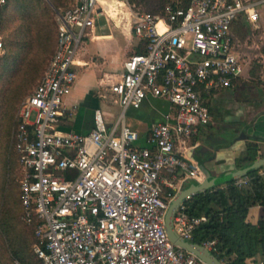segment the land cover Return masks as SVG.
<instances>
[{
	"label": "built area",
	"instance_id": "obj_1",
	"mask_svg": "<svg viewBox=\"0 0 264 264\" xmlns=\"http://www.w3.org/2000/svg\"><path fill=\"white\" fill-rule=\"evenodd\" d=\"M98 1L56 9L54 51L20 103L14 132L20 218L33 228L42 264H207L170 240L164 223L176 184L167 181L170 190H164L161 174L204 180L186 154L188 138L211 119L203 90L230 87L247 68L264 63L260 46L248 51L251 36L264 29V0H174L132 11L131 28L145 49L129 54L119 78L108 84L106 92L119 106L114 122L107 125L96 107L88 132L62 130L71 112L64 97L77 75L76 48L99 14ZM6 2L0 0V58ZM240 16L250 26L244 37L232 29ZM149 96L165 99L174 112L153 122L147 145H140L125 110ZM248 182L246 175L234 178L236 186ZM186 208V201L178 205L172 227L192 241L195 226L207 217L190 216ZM215 242L201 244L212 250Z\"/></svg>",
	"mask_w": 264,
	"mask_h": 264
},
{
	"label": "crops",
	"instance_id": "obj_2",
	"mask_svg": "<svg viewBox=\"0 0 264 264\" xmlns=\"http://www.w3.org/2000/svg\"><path fill=\"white\" fill-rule=\"evenodd\" d=\"M68 1L66 6L51 5L56 10L73 4L75 0ZM117 1L124 3L120 7L124 6L126 12H122L116 5L119 12L117 17L113 18L99 0V14L93 25L85 30L81 42L77 45L74 58L77 75L70 91L64 97V102L71 108V112L60 125L62 130L88 132L93 125V110L96 107L102 109L107 125L114 122L119 112L118 104L111 101L106 89L110 82L119 78L123 70V60L139 47V38L131 28L133 5L127 6L125 1L130 4L128 0ZM169 1L174 0H165L156 6ZM259 10L264 23V5H261ZM101 17L103 22H99ZM249 27L245 16H240L234 21L232 29L244 37L250 31ZM260 50L264 53V44ZM103 94L105 96H102ZM203 97L211 119L208 124L201 126L195 135L188 138L186 154L202 172L206 171L207 178L219 177L248 166L250 153L254 154L252 161L264 156V63L247 68L230 87L203 90ZM173 112L168 101L149 96L139 107H129L125 110V121L138 131L140 137L137 143L147 145L146 139L151 124L165 119L167 114ZM249 147L252 149L249 150ZM263 170L264 165L259 167L258 172L263 174ZM203 175L205 179L204 172ZM161 180L164 190H170L167 181L176 184L175 194L196 183L192 178H184L179 172L172 175L164 171ZM224 184L225 182L218 185ZM262 214V206L255 203L248 208L245 219L256 223ZM246 262L264 264V254L257 253L248 257Z\"/></svg>",
	"mask_w": 264,
	"mask_h": 264
},
{
	"label": "rangeland",
	"instance_id": "obj_3",
	"mask_svg": "<svg viewBox=\"0 0 264 264\" xmlns=\"http://www.w3.org/2000/svg\"><path fill=\"white\" fill-rule=\"evenodd\" d=\"M128 1L130 4L125 3L133 5L132 11H142L152 10L165 0ZM51 3L55 4L53 0H10L2 19L5 53L0 58V264H15L14 260L42 264L33 249L32 228L20 218V170L14 132L20 103L38 83L55 48L56 10ZM68 3L63 0L59 5ZM118 7L126 12L124 6ZM103 20L99 18V22ZM262 44L264 29L251 36L249 53H257V45L261 48ZM4 60L12 61L5 65Z\"/></svg>",
	"mask_w": 264,
	"mask_h": 264
},
{
	"label": "trees",
	"instance_id": "obj_4",
	"mask_svg": "<svg viewBox=\"0 0 264 264\" xmlns=\"http://www.w3.org/2000/svg\"><path fill=\"white\" fill-rule=\"evenodd\" d=\"M9 1L7 0L2 9L1 20L8 9ZM183 1L186 3L187 0ZM53 2L55 5L62 4V0ZM144 45L145 40L139 38V47L135 52H143ZM4 61L6 65L12 60ZM250 149L252 148L249 147ZM253 158L254 154L250 153L247 160L249 164ZM258 169L247 171L249 182L246 185L236 186L232 179L223 186L216 185L199 191L186 201V211L190 216L207 217L195 226L191 240L202 243L207 239H215L211 251L224 264H247L248 257L257 253L264 254V173L261 174ZM255 203L262 206L263 214L256 223H251L245 218L248 208ZM20 257L23 260V256Z\"/></svg>",
	"mask_w": 264,
	"mask_h": 264
},
{
	"label": "water",
	"instance_id": "obj_5",
	"mask_svg": "<svg viewBox=\"0 0 264 264\" xmlns=\"http://www.w3.org/2000/svg\"><path fill=\"white\" fill-rule=\"evenodd\" d=\"M264 165V156L256 158L253 160L248 166L244 168L235 169L231 172H227L222 176L215 178H207L206 171L203 170L206 178L201 182H196L190 184L188 187L177 192L170 201L169 207L165 214V230L170 238V240L175 244L179 245L188 251L194 253L196 256L201 258L207 264H224L221 259H219L210 249L202 245L201 243L193 242L190 240H186L182 236L178 235L172 227V221L174 213L178 207V205L187 201L194 194L199 191H204L205 189L218 185L223 182L230 181L236 177L246 175L247 171L252 168H259Z\"/></svg>",
	"mask_w": 264,
	"mask_h": 264
},
{
	"label": "bare ground",
	"instance_id": "obj_6",
	"mask_svg": "<svg viewBox=\"0 0 264 264\" xmlns=\"http://www.w3.org/2000/svg\"><path fill=\"white\" fill-rule=\"evenodd\" d=\"M100 1L104 4L105 8L108 9L110 16H112L113 18H116L118 15L119 9L117 6L124 4L122 2H118L117 0H100Z\"/></svg>",
	"mask_w": 264,
	"mask_h": 264
}]
</instances>
